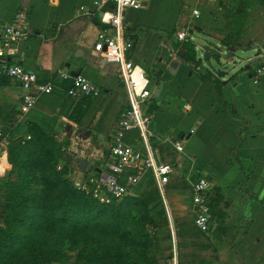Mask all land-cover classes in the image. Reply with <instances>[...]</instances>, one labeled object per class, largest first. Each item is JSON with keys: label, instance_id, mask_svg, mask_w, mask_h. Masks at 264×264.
<instances>
[{"label": "crops", "instance_id": "obj_1", "mask_svg": "<svg viewBox=\"0 0 264 264\" xmlns=\"http://www.w3.org/2000/svg\"><path fill=\"white\" fill-rule=\"evenodd\" d=\"M156 5L163 3L145 0L141 8L124 11L123 38L133 36L132 47L125 56L143 68L145 65L160 70L156 75L162 84L159 95L166 81V90L173 92L172 98L184 101L180 106L185 110L181 112L180 106H177L180 125L186 118L194 117L198 124H204L215 146L207 160H199L196 155L186 158L173 146L172 142L179 139L167 132L169 127L162 128L154 120L149 127L156 162H172L175 166L168 182L162 187L158 185L153 171L147 168L151 172L148 181L152 179V184H142L146 169L140 182L130 192L148 203L153 225L154 257L161 264L175 249L178 264H264V115L261 111L256 115L253 105L247 114L243 111L239 113L236 109L239 104L232 96L233 89L228 80L223 82L220 92L212 83L202 81L200 74L199 81L195 83H171L176 77L173 70L180 65V61L186 62L180 56V61L172 57L168 62L161 60L156 64L158 54L164 52L167 46L166 40L159 41L154 31H139L143 27L153 28L156 24L146 20V15ZM81 6L91 9L92 0H0V47L3 48V55L0 56V224L5 206L3 185L10 171L6 151L8 141L27 138L30 123L56 136L68 133L67 126L71 124L79 132H89L90 136H85V141L102 158L98 164L92 163L99 168L108 155L118 116L128 105L117 64L93 50L102 27L98 13L86 14L80 10ZM18 12L27 17L28 35L19 41L4 44L3 28ZM200 16V12L197 16L193 14L194 18ZM213 20L214 17L209 20L203 17V25L198 26V23L189 29H196L197 26L198 30H205L214 22L218 23ZM249 42H240V47L248 46ZM157 45L161 46L160 50ZM221 47L226 50V47ZM258 59L260 66H264V56H257L254 61ZM172 61L178 62L176 68L170 66ZM15 64L35 72L39 81L54 84L53 91L42 94L27 111L21 109L22 90L19 84L1 73L3 67ZM190 67L197 68L192 63ZM60 70L85 76L99 87L98 94L77 98L66 96L64 82H60L57 76ZM192 73L190 70L188 76ZM261 81L264 82V78ZM156 84H151L154 89L152 96L159 87ZM260 92L262 90L255 91L256 94ZM150 107L151 103L143 108V112H150ZM165 111L161 108V112ZM151 114L153 117L154 113ZM163 118H168L165 113L160 121ZM196 129L193 126L185 135L181 132V136L188 139ZM126 140L141 148L136 130L130 131ZM105 148L107 154L103 150ZM71 168V173L76 172L77 178L82 176L78 166ZM199 176L207 177L223 197L220 206L224 217L221 220L214 217L215 228L209 233L200 231L194 224L192 185Z\"/></svg>", "mask_w": 264, "mask_h": 264}, {"label": "trees", "instance_id": "obj_2", "mask_svg": "<svg viewBox=\"0 0 264 264\" xmlns=\"http://www.w3.org/2000/svg\"><path fill=\"white\" fill-rule=\"evenodd\" d=\"M219 42L236 48L240 39L228 33ZM180 49L181 59L198 68L194 48L185 44ZM221 77L219 72L200 71L201 80L218 92ZM28 131L29 138L6 144L10 171L3 185L0 264L57 262L65 241L84 244L82 264H158L146 200L126 194L111 203L97 201L74 186L67 177L69 167L58 165L63 153L54 135L35 123ZM222 201L219 189L213 187L209 211L217 220L224 217Z\"/></svg>", "mask_w": 264, "mask_h": 264}, {"label": "rangeland", "instance_id": "obj_3", "mask_svg": "<svg viewBox=\"0 0 264 264\" xmlns=\"http://www.w3.org/2000/svg\"><path fill=\"white\" fill-rule=\"evenodd\" d=\"M155 2L163 3V5L153 7L146 15V20L156 24H153V28L143 27L139 31L143 30L147 33L151 30L157 35L159 41L166 40V49L164 48V52L158 54L156 64L161 60L168 62L172 57L180 61L178 49L185 44L191 45L197 55H195L196 58L199 57V63H197L198 69L191 68L190 63L180 61V65L173 70L176 77L171 83L175 85H182L184 81L195 83L199 81L201 70H208L214 73L219 72L222 76V83L228 80L232 85V96L239 104V107H236L240 111L239 113L243 111V114H247V110L253 105L256 115H258L259 111L264 115V82L261 81L264 77H261L258 83H254V79L248 76L261 64L259 59L254 62L251 59L256 56H264V0H155ZM194 9L200 12L201 16L199 18L193 17ZM203 17L206 20L214 17L215 20L213 21H218V23L215 24L214 22L213 26L205 29L206 31L193 29L191 33H188L187 41L181 42L178 40L177 32L188 31L189 28H193L198 23V26L203 25L205 21H203ZM228 33L239 36L241 43L245 44L247 41H250L248 46L244 45L236 49L230 58L227 57V50L222 49L219 42V39ZM130 39H133V36ZM252 44L256 46L253 48L251 46ZM160 47L157 45L158 50H160ZM200 48H204L205 50L201 51ZM205 52L210 53V58L206 59L204 57ZM247 64L251 65L249 69L245 68ZM167 66H169L168 63ZM144 68L146 75L148 77L150 76L151 84L156 82V85H159L161 82L159 77L156 78V75L159 74L160 70H154L145 65ZM190 70L193 73L188 76ZM165 80L166 77L164 78ZM181 81L182 83H180ZM166 83L165 81L158 97L155 95L151 96L145 103L140 105L141 111L146 105L151 103L154 119L152 117L150 126H152L154 120L160 123L162 128L163 126L166 128L169 127L170 129L167 132L172 133L179 140L183 139L182 154L186 158L196 155L199 160H201L200 158L207 160L211 157L214 142L209 137L208 131L205 130L204 124H198L194 117L186 118L183 120L182 125H180L178 115L179 107L177 106L182 105L184 101H178L176 98L173 99L171 95L173 92L170 90L167 92L168 84ZM257 89L262 90V92L256 94L255 91ZM235 101L234 104L236 103ZM161 108L167 111L161 112ZM183 110L185 108L180 106L179 111L182 112ZM163 113L168 118H163L160 121ZM193 126L197 129L188 139L181 136V132L185 135ZM85 136H90L88 131L80 130L79 132L73 125L68 129V133H64L62 136H53L61 144L63 153L58 161V165H66L69 167L67 177L71 181L74 176L71 174L70 168L76 165L71 154L84 158L94 164H98L97 162H100L102 159L95 154L97 152H95L94 147L85 141ZM211 144L212 146H210ZM103 150L107 154V148ZM149 176H151V172L150 169H147L142 184L144 182H148L149 185L152 184V179L148 181ZM120 181L125 183V175L121 177ZM130 192L131 189L127 194H130ZM152 227L153 225L151 223L150 231H152ZM62 248L63 256L61 260L50 264H82V254H84L85 249L83 243L72 245L70 242L65 241Z\"/></svg>", "mask_w": 264, "mask_h": 264}, {"label": "built area", "instance_id": "obj_4", "mask_svg": "<svg viewBox=\"0 0 264 264\" xmlns=\"http://www.w3.org/2000/svg\"><path fill=\"white\" fill-rule=\"evenodd\" d=\"M144 2L145 0H92L91 9L80 7V10L86 14L98 13L102 27L98 31L93 50L104 59L117 64L128 99L127 107L118 116L108 155L99 167V171L92 169L81 172L80 178L75 176L76 172L71 173L74 176L72 180L74 186L101 203H111L129 193L131 187L140 182L147 168L153 171L160 187L168 182L175 170L174 163L166 161L159 163L154 158L149 131L152 114L140 109V105L153 95L151 80L141 65L125 56V53L132 47V40L123 38L124 11L127 8L139 9ZM193 14L197 16L198 10L194 9ZM176 34L179 41H187V31ZM27 35L28 20L21 12H18L2 31L4 44L19 41ZM2 55L3 48L0 47V56ZM1 73L19 84L22 90V111L29 110L42 94L51 93L54 88V84L39 81L35 72L18 64L3 67ZM57 76L60 82H64L66 96L74 98L95 96L99 92V87L81 74L71 75L60 70ZM261 77H264V66H258L252 72L255 82H258ZM133 130L139 134L141 148L126 140L128 133ZM172 144L176 151H182V141L176 140ZM128 171L131 172L128 173ZM123 175H125V183L120 181ZM213 186V183L204 176H199L192 185L191 201L195 208L194 224L200 231L207 233L215 228V219L209 211V194L212 195ZM162 264H178L175 249Z\"/></svg>", "mask_w": 264, "mask_h": 264}, {"label": "water", "instance_id": "obj_5", "mask_svg": "<svg viewBox=\"0 0 264 264\" xmlns=\"http://www.w3.org/2000/svg\"><path fill=\"white\" fill-rule=\"evenodd\" d=\"M195 28L198 29L199 27L196 26ZM192 31H193V29H188V33H191ZM249 43H250V42H249ZM249 43H248V44H249ZM241 45H242V44H241L240 42L237 43V47H240ZM255 46H256L255 44H252V47H253V48H254ZM226 50H227V57L230 58V57L233 56V53L235 52L236 48H234V47H226ZM178 55H179V56H183V55H184V51L179 50V51H178ZM204 57H205L206 59L210 58V53L205 52V53H204ZM256 58H257V56H256V57H253V58H252V61H254ZM177 65H178V62H176V61H172V62L170 63V66H172L173 68H176ZM249 67H250L249 64H247V65L245 66L246 69H249ZM77 74H78V73H75L74 75H77ZM248 76H249V77H252V74L250 73ZM158 86H159V87L154 91V95H155V96H158V95H159V92H160V89H161V87H162V84L160 83ZM69 128H70V125L67 126V129H69ZM188 136H189V134L187 135V137H188ZM71 156L74 158V162H75V164L78 166V168H79L82 172L90 171V170H92V169H94V170H96V171H99V168H97V167H93L92 163H89L86 159L81 158V157H79V156H75L74 154H71ZM161 264H162V262H161Z\"/></svg>", "mask_w": 264, "mask_h": 264}]
</instances>
